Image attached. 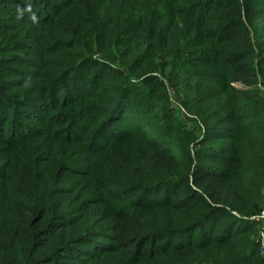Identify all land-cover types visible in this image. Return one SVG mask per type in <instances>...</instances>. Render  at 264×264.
Returning <instances> with one entry per match:
<instances>
[{"label":"trees","instance_id":"trees-1","mask_svg":"<svg viewBox=\"0 0 264 264\" xmlns=\"http://www.w3.org/2000/svg\"><path fill=\"white\" fill-rule=\"evenodd\" d=\"M263 213L264 0H0V264H264Z\"/></svg>","mask_w":264,"mask_h":264},{"label":"rangeland","instance_id":"rangeland-1","mask_svg":"<svg viewBox=\"0 0 264 264\" xmlns=\"http://www.w3.org/2000/svg\"><path fill=\"white\" fill-rule=\"evenodd\" d=\"M172 93H173V95H172L173 96V98H172L173 105L172 106L175 109L176 114L178 116L182 115L185 118V120L187 121V123H190V121H191L190 117L185 114L184 109L180 106L178 100L176 98H174V95H175L174 92H172ZM260 222H262V221L260 220Z\"/></svg>","mask_w":264,"mask_h":264},{"label":"built area","instance_id":"built-area-1","mask_svg":"<svg viewBox=\"0 0 264 264\" xmlns=\"http://www.w3.org/2000/svg\"><path fill=\"white\" fill-rule=\"evenodd\" d=\"M255 219H257L258 221L261 220L262 223L264 224V213H263L262 217L255 218ZM258 240H259L258 242L260 244V254L264 258V228L262 229Z\"/></svg>","mask_w":264,"mask_h":264}]
</instances>
